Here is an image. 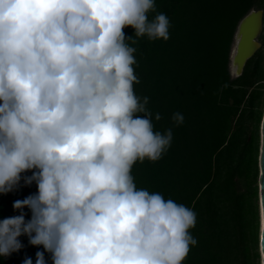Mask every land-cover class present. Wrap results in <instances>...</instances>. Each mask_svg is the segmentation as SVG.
<instances>
[{
    "label": "clouds",
    "instance_id": "obj_1",
    "mask_svg": "<svg viewBox=\"0 0 264 264\" xmlns=\"http://www.w3.org/2000/svg\"><path fill=\"white\" fill-rule=\"evenodd\" d=\"M169 28L155 0H0V194L26 172L37 187L13 203L19 215L0 219V257L27 236L43 247L35 264L45 252L52 264H183L196 214L132 175L136 162L162 157L173 133L154 131L149 98L134 92L130 43L167 41Z\"/></svg>",
    "mask_w": 264,
    "mask_h": 264
},
{
    "label": "trees",
    "instance_id": "obj_2",
    "mask_svg": "<svg viewBox=\"0 0 264 264\" xmlns=\"http://www.w3.org/2000/svg\"><path fill=\"white\" fill-rule=\"evenodd\" d=\"M155 5L170 20V38L129 42L136 49L133 67L139 80L133 87L141 99L149 98L154 131L171 128L173 138L159 160L133 165L134 182L196 214L190 233L197 244L183 264H257L264 44L241 75L232 77L228 63L238 21L251 9L264 12V0H155ZM123 31L134 34L131 27ZM176 112L184 116L180 126L172 120ZM20 190L0 194V219L20 214L13 203L30 195ZM23 212L26 220L31 218L28 208ZM19 240L24 247L0 257V264H23L26 257L35 264L43 247L31 246L27 236ZM44 255L52 264L50 254Z\"/></svg>",
    "mask_w": 264,
    "mask_h": 264
},
{
    "label": "water",
    "instance_id": "obj_3",
    "mask_svg": "<svg viewBox=\"0 0 264 264\" xmlns=\"http://www.w3.org/2000/svg\"><path fill=\"white\" fill-rule=\"evenodd\" d=\"M263 9H251L238 21L229 52L228 68L232 77L241 75L246 61L260 48ZM258 147V251H264V111L259 127ZM260 258V257H259ZM260 262V259H259Z\"/></svg>",
    "mask_w": 264,
    "mask_h": 264
},
{
    "label": "rangeland",
    "instance_id": "obj_4",
    "mask_svg": "<svg viewBox=\"0 0 264 264\" xmlns=\"http://www.w3.org/2000/svg\"><path fill=\"white\" fill-rule=\"evenodd\" d=\"M261 34V35H260ZM259 35H260V37H258V40L261 42V44L263 45L264 44V25H263V29H262V32L260 33ZM263 111H264V104H263V106H262V110H261V113L263 114ZM260 124V123H259ZM259 127H260V125H259ZM259 137H260V134H259ZM259 140H260V138H259ZM258 143H259V141H258ZM258 147H259V145H258ZM21 176H22V179H21V182H20V184L18 185V187H20V191H22L23 193H25V194H30V195H32V194H34V185H33V183L31 184V185H25L24 184V181H23V177L24 176H29V172H26V173H22L21 174ZM258 248V247H257ZM260 256H259V251H258V259H257V264H259V258Z\"/></svg>",
    "mask_w": 264,
    "mask_h": 264
},
{
    "label": "flooded vegetation",
    "instance_id": "obj_5",
    "mask_svg": "<svg viewBox=\"0 0 264 264\" xmlns=\"http://www.w3.org/2000/svg\"><path fill=\"white\" fill-rule=\"evenodd\" d=\"M262 25H264V14H263V22H262ZM262 29H263V26H262ZM262 32V31H261ZM261 35V34H260ZM260 35L258 37H260ZM258 40V38H257ZM259 41V40H258ZM260 42V41H259ZM261 43V42H260ZM262 45V44H261ZM261 47V46H260Z\"/></svg>",
    "mask_w": 264,
    "mask_h": 264
}]
</instances>
